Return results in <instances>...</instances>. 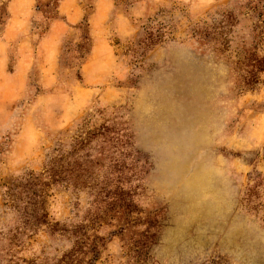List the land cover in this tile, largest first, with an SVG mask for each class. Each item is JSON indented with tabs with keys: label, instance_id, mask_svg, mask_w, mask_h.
<instances>
[{
	"label": "rangeland",
	"instance_id": "1",
	"mask_svg": "<svg viewBox=\"0 0 264 264\" xmlns=\"http://www.w3.org/2000/svg\"><path fill=\"white\" fill-rule=\"evenodd\" d=\"M78 4L0 81V264H264V0Z\"/></svg>",
	"mask_w": 264,
	"mask_h": 264
},
{
	"label": "crops",
	"instance_id": "2",
	"mask_svg": "<svg viewBox=\"0 0 264 264\" xmlns=\"http://www.w3.org/2000/svg\"><path fill=\"white\" fill-rule=\"evenodd\" d=\"M6 8L8 19L0 30V81L28 82L38 70L42 81L53 83L62 35L84 18L78 0H59L56 17L47 16L38 0H7ZM11 45L16 50L14 70L8 68Z\"/></svg>",
	"mask_w": 264,
	"mask_h": 264
},
{
	"label": "trees",
	"instance_id": "3",
	"mask_svg": "<svg viewBox=\"0 0 264 264\" xmlns=\"http://www.w3.org/2000/svg\"><path fill=\"white\" fill-rule=\"evenodd\" d=\"M47 16H48V15H47ZM7 17H8V16H7ZM49 17H50V16H49ZM5 23H6V21H5ZM5 23H4V24H5ZM79 24H80V23H79ZM72 26H76V25H72ZM72 26H71V27H72ZM94 247H96V246H94ZM80 263H81V262L78 261L77 264H80ZM72 264H73V263H72Z\"/></svg>",
	"mask_w": 264,
	"mask_h": 264
}]
</instances>
